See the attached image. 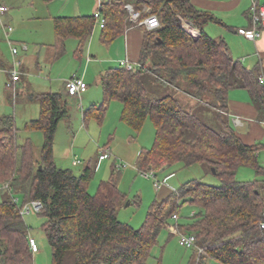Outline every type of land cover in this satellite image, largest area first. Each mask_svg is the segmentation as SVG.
<instances>
[{"label": "trees", "instance_id": "1", "mask_svg": "<svg viewBox=\"0 0 264 264\" xmlns=\"http://www.w3.org/2000/svg\"><path fill=\"white\" fill-rule=\"evenodd\" d=\"M135 2L139 8L151 7L161 27H142L144 42L135 71L121 65L104 72V102L87 109L84 120H102L107 105L119 100L123 103L122 119L131 127L139 131L147 118L156 126L154 145L139 153V171L158 172L179 162L203 163L216 169L222 185L189 181L168 197L155 200L142 227L136 229L119 221L117 209L126 201V195L114 178L102 181L96 194H91L88 187L94 171L90 166L79 174L57 166L55 134L59 122L70 115L69 96L66 92L42 93L40 116L27 124L28 129L44 133L38 160L30 138L19 143L15 118L0 114V180L11 178L14 183L11 190H0L5 194L0 201V264H37L34 255L39 251L31 248L29 226L20 213V204L14 201L18 193L24 195V203L40 200L44 205L39 214L45 218L43 229L52 248L53 264H147L161 231L171 227L173 215H179L186 204L198 210L181 227L197 235V243L205 250L201 261L212 258L221 264H264V197L260 180L237 179L241 166L264 174V165L259 161L264 144L245 143L226 115L229 92L242 88L250 92L264 117V65L259 62L255 67H246L232 55L224 39L210 36L204 27L221 21L197 9L191 0ZM125 4V0L103 1L104 43L125 33ZM182 19L192 21L201 35L193 38L183 28ZM96 22L94 14L55 17L54 47L63 52L67 39L76 38L77 54L81 55ZM0 66H6L1 56ZM146 70L174 85L185 78L201 102L204 94L211 95L219 111V129L208 125L194 109L186 110L171 95L150 98L142 79Z\"/></svg>", "mask_w": 264, "mask_h": 264}, {"label": "rangeland", "instance_id": "2", "mask_svg": "<svg viewBox=\"0 0 264 264\" xmlns=\"http://www.w3.org/2000/svg\"><path fill=\"white\" fill-rule=\"evenodd\" d=\"M3 3L9 7L8 13L4 16V25H0V51L6 60V69L9 70L15 61H21L23 58L24 62L22 66H17V70L22 71L21 68L24 67L28 73L24 74L23 83L17 85L15 94V90L6 87L9 73L0 68V114H10L15 118L19 128V143L24 144L26 139L30 138L34 145L36 160L40 158L44 133L41 130L28 129L27 124L40 116V95L45 92H56L70 76L85 75L90 86L88 98L84 95L83 108L79 107L81 101L70 98L68 104L70 115L59 122L55 134L54 160L59 168L70 169L75 174L90 166L94 171L88 187L91 194H96L102 181L114 178L119 189L126 195V201L117 209L119 221L128 223L136 229L142 227L155 200H161L189 181L201 180L213 186L222 185L212 167L203 163L186 165L179 162L156 172V178L144 176L137 167L138 156L141 150L154 145L156 126L147 118L139 131L131 127L122 119L123 103L119 100H113L107 105L102 120L98 117L84 120V110L92 107L87 104L88 99L92 98L96 105L104 102L101 71L94 70L93 65L89 68L88 55L91 53L102 61L105 57L101 63L104 70L118 67L122 65L121 58L118 59L122 48L125 47V45L120 47L118 43L122 42L124 37L120 36L110 43H104L101 38L102 28L97 21L88 45L81 55L77 54L76 38L67 39L65 50L58 52L54 47L56 40L54 18L92 15L98 10L100 0H52L49 3L45 0H0V4ZM125 3L133 4L138 9L144 7L139 8L135 0H125ZM126 21L127 27L130 25L144 27L131 20L128 11ZM7 26L14 29L9 36L5 30ZM205 29L215 38L221 33L217 24L209 23ZM9 39L14 43L11 44ZM13 46L19 50L16 56L12 53ZM142 79L150 98L171 95L179 99L186 110L194 109L208 125L219 129V111L215 108L214 98L204 94L201 102L196 95L194 96L195 92L191 90L185 78L174 85L158 80L154 73L146 70L142 74ZM98 95L100 98L95 100ZM226 117L224 115L225 119ZM260 143L264 144V140H260ZM103 149H109L111 152L105 160L102 156ZM77 159L80 163L74 165L73 161ZM259 161L264 165V147L259 151ZM2 179L4 180H0L1 183H8L13 187L11 178ZM237 179L243 182L260 180L264 197V174H258L253 167L241 166L237 170ZM156 180L162 182L160 188L155 186ZM4 196L5 194L0 192V201ZM16 197L22 206L25 202L24 195L18 193ZM197 210V207L190 204L182 206L179 214L180 226L184 225ZM23 217L29 226L30 236L35 238L39 247V252L34 255L36 263L53 264L52 248L43 229L45 218L37 212ZM170 228L161 231L147 264H221L212 258H206L198 263L196 249L182 246L180 236L173 234ZM181 230L185 229L181 227Z\"/></svg>", "mask_w": 264, "mask_h": 264}, {"label": "crops", "instance_id": "3", "mask_svg": "<svg viewBox=\"0 0 264 264\" xmlns=\"http://www.w3.org/2000/svg\"><path fill=\"white\" fill-rule=\"evenodd\" d=\"M191 2L197 9L209 12L221 21V23L211 22L212 24H217L221 29L220 35H217L216 38H222L228 43L230 51L236 59L242 61V63L248 68L255 67L259 62L264 65V33L257 40H250L238 32L239 28H250L253 25L251 21V7L253 3L264 6V0H191ZM3 5L5 4L3 3ZM209 35L215 38L214 35ZM121 37H124V39L122 42H119L118 45H120V47L125 45V47L122 48V53H120L118 60L121 58L122 65H124V63L126 64L127 61H130L133 64H138L144 42L143 28L130 25L126 28L125 33ZM0 56L3 61H6L1 51ZM21 59L22 60L20 61L19 66H22L24 62V59ZM104 60L105 57L103 58V61ZM87 61L89 68L93 65L94 70L98 69V71H101V80L102 75L106 71L101 67V63H103V61L97 59L91 53L88 55ZM0 68L7 72L6 66H0ZM21 70L22 79L20 83H23V76L28 73V71L27 69H24V67L21 68ZM72 77H74V75L68 77L66 80ZM79 77H83L87 82L85 75ZM66 80L56 92H66ZM88 87L87 91L81 94V97L69 96V101L70 98L79 100L81 101L79 107L83 108L84 105L82 103V99H84L85 96L88 98L87 93L90 89L89 84ZM96 98L97 99L95 100H98L100 96L98 95ZM94 102L95 101H92V98L87 100V104L90 106L96 105ZM226 115L229 117L232 127L245 143L253 145L255 143H259L260 140H264V117H262L259 109L253 103L251 94L247 89L235 88L229 92V112L226 113ZM106 158L108 157H104L103 160ZM169 195L171 194H168L162 199L168 197Z\"/></svg>", "mask_w": 264, "mask_h": 264}, {"label": "built area", "instance_id": "4", "mask_svg": "<svg viewBox=\"0 0 264 264\" xmlns=\"http://www.w3.org/2000/svg\"><path fill=\"white\" fill-rule=\"evenodd\" d=\"M104 0H100L98 10L95 11L94 16L99 21L100 26L103 28L106 24L105 18H103L101 13V6ZM125 8L129 12V16L131 20L136 21L138 25L144 26L149 30L160 28L161 21L156 13L152 11V8L145 5L143 8L138 9L133 4L126 3ZM9 11V7L7 5L0 4V23L4 25V16ZM251 21L252 26L250 28H239L238 32L243 35L245 38L250 40H257L264 33V6H260L257 3H253L251 7ZM183 28L193 37L198 38L201 35V31L197 28L194 23L188 19H182ZM6 33L11 34L13 32V27L7 26L5 27ZM9 42L13 44L14 42L9 39ZM25 50L27 49L24 46ZM13 55L19 54V50L17 47H12ZM20 65V61H15L14 66L7 70L9 73V79L6 82V87L15 90L17 85L21 82L22 72L17 70V66ZM126 68L130 71H135L137 68V64H133L130 61L124 63ZM261 83H264V77L261 78ZM67 95L70 97H81V94L87 91L88 83L84 80L83 77H72L65 82ZM111 152L109 149L102 150V156L109 157ZM80 163V160H75L74 165ZM120 167H127V165H120ZM142 174L146 177L156 178V172L154 171H141ZM155 186L160 188L162 186V182L156 180ZM6 189L11 190L12 187L8 183L0 184V190ZM176 191V190H173ZM14 201L19 203L18 198L14 197ZM44 209V205L40 200H31L24 203L20 206V213L22 215H27L33 212L40 213ZM179 215H173V224L171 225L170 231L173 234L180 236V244L186 247H194L196 249L198 255V263L201 261V257L205 255V250L197 243V235L194 233H188L184 230H181V226L179 224ZM264 227V225H262ZM30 246L34 252L39 251V247L35 238L30 237Z\"/></svg>", "mask_w": 264, "mask_h": 264}, {"label": "water", "instance_id": "5", "mask_svg": "<svg viewBox=\"0 0 264 264\" xmlns=\"http://www.w3.org/2000/svg\"><path fill=\"white\" fill-rule=\"evenodd\" d=\"M40 168H42V166H40ZM166 168H168V166H165V167L162 169V171H163V170H165ZM212 170H213L214 174H216V173H217V171H216V169H215V168H212Z\"/></svg>", "mask_w": 264, "mask_h": 264}]
</instances>
